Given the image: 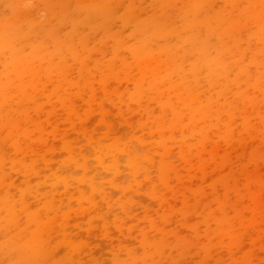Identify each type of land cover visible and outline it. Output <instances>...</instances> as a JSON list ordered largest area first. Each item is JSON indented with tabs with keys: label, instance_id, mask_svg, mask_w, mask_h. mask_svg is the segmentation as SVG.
<instances>
[{
	"label": "rangeland",
	"instance_id": "374dc122",
	"mask_svg": "<svg viewBox=\"0 0 264 264\" xmlns=\"http://www.w3.org/2000/svg\"><path fill=\"white\" fill-rule=\"evenodd\" d=\"M0 44V203L55 264H264V0H0Z\"/></svg>",
	"mask_w": 264,
	"mask_h": 264
},
{
	"label": "clouds",
	"instance_id": "9594fccd",
	"mask_svg": "<svg viewBox=\"0 0 264 264\" xmlns=\"http://www.w3.org/2000/svg\"><path fill=\"white\" fill-rule=\"evenodd\" d=\"M16 51L18 48L13 45L0 44V64H4ZM30 233L16 208L0 203V264H55L62 251L54 248L55 240L43 242ZM123 243L131 244V241ZM106 248L107 245L102 243L99 250L94 252L98 258L97 264H109L104 256ZM139 251L137 249V254ZM119 258L126 259L123 249Z\"/></svg>",
	"mask_w": 264,
	"mask_h": 264
}]
</instances>
